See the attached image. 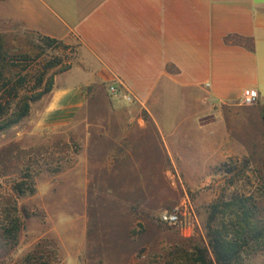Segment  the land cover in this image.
Segmentation results:
<instances>
[{"label": "rangeland", "instance_id": "rangeland-1", "mask_svg": "<svg viewBox=\"0 0 264 264\" xmlns=\"http://www.w3.org/2000/svg\"><path fill=\"white\" fill-rule=\"evenodd\" d=\"M1 43L17 98L6 94L12 109L0 123V264H197L200 250L211 254L212 219L230 230L245 205L264 226L260 102L225 109L201 132L183 125L170 154L152 127L127 129L102 87L85 92L72 123H44L79 46L14 33ZM185 205L197 217L189 233L160 221ZM237 264H264V240Z\"/></svg>", "mask_w": 264, "mask_h": 264}, {"label": "crops", "instance_id": "crops-1", "mask_svg": "<svg viewBox=\"0 0 264 264\" xmlns=\"http://www.w3.org/2000/svg\"><path fill=\"white\" fill-rule=\"evenodd\" d=\"M12 33L79 46L44 123H72L102 87L127 129L174 154L183 125L214 126L246 91L264 106V0H0V43Z\"/></svg>", "mask_w": 264, "mask_h": 264}, {"label": "trees", "instance_id": "trees-1", "mask_svg": "<svg viewBox=\"0 0 264 264\" xmlns=\"http://www.w3.org/2000/svg\"><path fill=\"white\" fill-rule=\"evenodd\" d=\"M49 44L63 43L61 41L43 37ZM8 55L0 43V123L4 122L12 109V102L6 98V94L12 100L17 98L13 95L16 89H8L10 82L6 75ZM25 114L29 111V105H25ZM22 117V115H20ZM2 129L0 125V130ZM244 203V202H243ZM215 220L212 219L208 225V240L211 250H200L193 261L197 264H237L241 254L250 244L264 240V226H259L250 209L244 210L237 215L236 221L231 225L230 230L226 227H214ZM212 255V256H211ZM195 256V255H194Z\"/></svg>", "mask_w": 264, "mask_h": 264}, {"label": "built area", "instance_id": "built-area-1", "mask_svg": "<svg viewBox=\"0 0 264 264\" xmlns=\"http://www.w3.org/2000/svg\"><path fill=\"white\" fill-rule=\"evenodd\" d=\"M109 93L113 96L119 97L121 90L118 86L112 85L109 87ZM123 98L128 102H132L133 98L129 95L123 94ZM260 100V93L256 90H249L244 93L242 105L253 106ZM160 221L164 224L177 226L185 234L189 233L197 221L196 214L193 208L185 205L183 208L178 207L173 212H163L160 214Z\"/></svg>", "mask_w": 264, "mask_h": 264}]
</instances>
